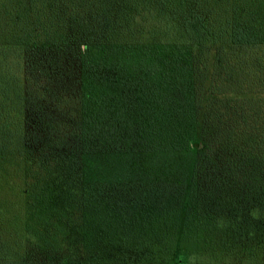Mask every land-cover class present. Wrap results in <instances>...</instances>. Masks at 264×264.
<instances>
[{
	"label": "trees",
	"instance_id": "1",
	"mask_svg": "<svg viewBox=\"0 0 264 264\" xmlns=\"http://www.w3.org/2000/svg\"><path fill=\"white\" fill-rule=\"evenodd\" d=\"M5 264H264V0H0Z\"/></svg>",
	"mask_w": 264,
	"mask_h": 264
},
{
	"label": "rangeland",
	"instance_id": "2",
	"mask_svg": "<svg viewBox=\"0 0 264 264\" xmlns=\"http://www.w3.org/2000/svg\"><path fill=\"white\" fill-rule=\"evenodd\" d=\"M1 34H2V33H1V31H0V38H2ZM0 264H5L3 258H0Z\"/></svg>",
	"mask_w": 264,
	"mask_h": 264
}]
</instances>
